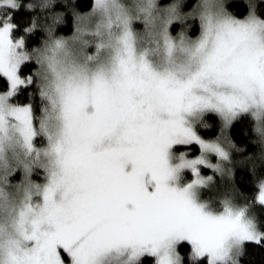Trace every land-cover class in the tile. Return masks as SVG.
<instances>
[{
  "label": "snow or ice",
  "instance_id": "obj_1",
  "mask_svg": "<svg viewBox=\"0 0 264 264\" xmlns=\"http://www.w3.org/2000/svg\"><path fill=\"white\" fill-rule=\"evenodd\" d=\"M0 264H264V0H0Z\"/></svg>",
  "mask_w": 264,
  "mask_h": 264
}]
</instances>
